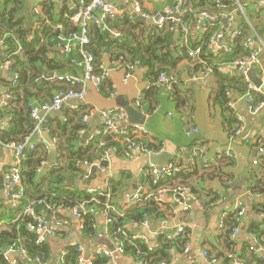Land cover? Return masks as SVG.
Masks as SVG:
<instances>
[{"label": "crops", "instance_id": "obj_1", "mask_svg": "<svg viewBox=\"0 0 264 264\" xmlns=\"http://www.w3.org/2000/svg\"><path fill=\"white\" fill-rule=\"evenodd\" d=\"M45 1L48 0H28L30 5L36 7ZM51 1L54 4L55 17L65 21L66 24V27L60 31L66 33V30L70 28L66 16L73 11L75 1ZM112 1L126 9L127 12L106 22L111 37L114 33H120L121 37L115 39L122 41L128 38L133 47L137 43L147 42L152 37L153 31L158 29L157 23L142 25L133 22L131 15L134 10L130 0ZM140 1L143 11L154 18L168 7V4L163 0ZM260 1L262 0L242 4L239 0L244 12L245 6H248L246 12L260 13L261 20H264V9H256ZM230 4V6H208L207 9L201 10H194L192 5H189L184 10L182 16L188 19L185 21L188 41L182 43L183 35L180 30H174L170 51L174 53L173 58L179 59L175 66L163 68L171 79L169 87L158 86L160 74L156 65L154 70H151L146 66L139 65L136 61L135 65H132L125 58L116 57L115 55L121 54L118 50H112L110 53L102 52L100 66L103 67L104 72L101 71L105 74L102 91L99 89L100 85L88 83L83 101H75V103L69 101L66 106L62 107L63 109L61 108L63 113L59 117H51L46 122V132L56 147L59 141L63 142L65 138L69 137L68 132H65L64 135L60 133L66 123H70V127H79L78 145L87 146L91 139L99 137L95 135L101 120L98 113L119 112L121 118L117 121L118 128L131 131L142 127L148 132V136L143 138L146 146H151L153 150L162 148L159 155L169 154L171 160L164 166L173 165L176 168V172L171 178L175 177L178 181L177 187L180 186V189L186 190L184 205L177 202L176 196L172 191L165 189L164 185L153 188L162 179H156L148 169L151 164L147 156L142 153L131 154L127 150V153H117L110 147L112 151L109 165L104 171L92 165L101 159L105 149L101 155L94 151L96 159L93 164L81 165L85 175L79 178H68L65 182L66 187H73L85 191L87 194H89L88 190L101 189L108 183L109 199L111 197L112 199L106 206L110 207L108 211L112 212L115 217H121L131 208L133 196L139 194L146 199L152 194L158 195L161 190L167 191L160 203L153 200L161 206V216L157 217L156 214H153L151 219L142 223L127 222L124 226L133 240L143 241L152 248L158 245L159 237L169 238V235L179 228H183L184 233L175 239L182 244L181 250L172 249L170 252L172 260L167 264H211L210 258H216V264L224 258L230 260L229 264H264V238L258 242L257 236L254 234L255 231H261L260 227H263L264 224V155L259 152V150H264V107L258 114L249 113L244 97L248 83L251 85L252 83L249 79L246 80L244 75L237 71L233 65L237 59L247 56L264 44V31L259 33L256 30L257 28L261 30L264 23H261V20L249 22L246 13L242 15L239 12L237 4L232 0H230ZM202 12H208L211 15L228 14L232 18V25L226 32L222 25L209 26L201 19ZM241 19L249 28L248 32H244L243 38L246 43L250 40V46L245 44L243 47L239 44L240 38L235 37L236 29L241 25ZM218 34H223V41L216 38ZM206 36H209L210 40L208 50L202 51L203 47L200 45L193 47L206 39ZM217 44L231 48V52L224 53ZM179 48L186 50V57L181 56ZM196 48H200L201 53L193 59L189 57V51ZM0 51H2L1 46ZM231 54L236 55L231 62L221 60L224 55ZM257 55L258 63L251 70L264 85V51ZM126 57L130 60L129 55ZM207 57H210L208 63ZM71 66V74L77 73L78 70L80 73L82 72L81 66L78 67L77 64ZM126 66H133V69L127 82H123L127 72ZM206 68H210L212 72L208 76L207 83H204L202 77ZM52 75L56 76L55 73H51L48 80H55V76L52 77ZM10 79L11 77L4 67L0 66V93L2 95L8 91L4 82H10ZM52 84L55 85V82L45 80L44 85L52 86ZM220 85L229 86L226 89L227 101L225 105L215 101ZM41 86L43 85L41 84ZM40 87L32 85L25 91L26 94L25 92L20 94V90L21 103L17 107L21 109L19 110L21 114H23L22 110L24 111L23 101L25 100L35 108L40 107L45 101L51 100V96H47L45 90H38ZM2 95L0 96V107H2ZM26 95L28 96L26 97ZM252 99L254 102L264 101V91L253 93ZM127 104L133 108L132 115H129L121 106ZM88 110H93L96 113L83 124L81 113ZM39 113L41 112H38V117ZM10 118L11 115L5 117L2 120V126L7 127ZM239 118L243 119L242 126L238 121ZM138 119H142V124L137 123ZM40 120L41 124L45 123V120ZM240 127H242V131L237 134ZM40 130H43L42 127ZM192 130L195 132L187 136L186 133ZM86 134L88 136L85 143L81 144L82 137ZM39 135L31 136L29 143L34 147L44 145L48 159V144ZM111 140L120 141L113 135ZM103 145L104 143L101 142L99 147ZM2 148L0 164L5 176L12 161V152L3 146ZM193 151H197L199 155L202 154L208 162L222 159V155L226 151L231 156L228 160L223 158L224 162L219 165L216 162L218 166L214 164L215 170L210 173L206 166L192 162ZM57 159V165L45 168L46 161L41 167L38 174L41 182H46L47 171L56 168L58 164L61 165L65 161L58 152ZM254 161H257V164H254ZM117 183L119 185L113 190L112 186ZM196 201L201 203V207L196 206ZM239 201L243 203L244 214L238 219L236 204ZM6 206H9V202L6 199H0V211ZM104 209L94 206L90 211L94 216V226L91 235L87 236H83L80 230L81 220L76 219L68 210L58 209L64 223L60 227L54 228V237H41L42 242L47 241L46 243L53 247V259L54 256L58 257L59 254H63L68 247L75 245L82 246L84 258H91L96 251H114L115 239L108 233L109 223L101 216V211ZM88 213L89 211L85 212V214ZM229 215H235L239 221V231L236 236H232V233L227 236L226 230L219 229L217 226L221 218L226 220ZM50 220L51 218L47 222ZM7 227V223H0V230ZM203 251L208 253V258L202 255ZM14 260L19 264L33 263V260L31 261L27 255L22 257L17 251L5 249L0 252V264H11ZM110 264L147 263L122 254L113 257Z\"/></svg>", "mask_w": 264, "mask_h": 264}, {"label": "trees", "instance_id": "obj_2", "mask_svg": "<svg viewBox=\"0 0 264 264\" xmlns=\"http://www.w3.org/2000/svg\"><path fill=\"white\" fill-rule=\"evenodd\" d=\"M74 1L76 3L78 0ZM189 5H192L194 10H201L207 9L208 6H230L231 4L230 0H190ZM38 7L40 8L38 14H34V9ZM38 7L30 5L28 0H0V39L3 40L1 53L5 55L0 59V66L3 67L5 64H8L11 69V74L8 73L11 77L10 82L6 81L4 84L8 91L12 93L13 98H15L10 101L6 107H0L1 145L22 143L35 129V123L30 116L31 108L34 106L27 100L23 101V114L19 111L21 109L17 107L19 103H21L20 94L25 92L30 86L34 85L35 87H40L42 84L43 86L38 88V90H45L46 95L49 97L51 96L50 99L61 90L80 91L78 87H71L56 80H48L51 73H55L57 77H77L83 73V56L78 51V43H74V50L70 54L61 53L56 48L57 44L64 43L61 41V38L67 39L71 33H78V27L74 26L68 19L74 10L66 16V21L69 23L70 28L66 30V33H63L60 29H64L66 24L65 21L55 17L53 2L51 0L45 1L40 3ZM247 7L248 6H245V13L249 22L261 20L260 13L253 11L248 13L246 12ZM182 19L184 22L188 21L185 16H182ZM244 22L245 21L241 19L240 28L243 33L249 31L247 24ZM261 23H264V20H261ZM35 24L38 25L36 26ZM256 30L262 33L264 31V24L261 30H258V28ZM173 33V25L163 29H155L152 37H150L147 42L143 41L142 44L137 43V45L133 47L131 40L128 38L118 41L114 37H111L109 31H102L95 26H90L88 29L89 43L83 46L82 49L87 54L93 56L95 75L99 77L102 75V71L99 69L101 64L100 56L102 52L110 53L112 50L120 51L121 54L113 55L125 58L126 61L132 65H135L134 62L136 61L139 65L146 66L151 70H154V66L156 65L161 75L166 74V71L163 69L165 66H175L179 59L173 58L174 53L170 51ZM208 37L209 36H206V39H203L201 43L193 47L200 45L204 48H202V51L208 50L210 42ZM243 37L244 35L239 37L240 43H237L244 47L246 41ZM183 49L179 48V51H181L182 57H186V50ZM126 55L130 56V60ZM235 56L236 55L233 54L224 55L221 60L223 62H231ZM206 60L208 63L210 57H207ZM74 64H77L78 67H82L81 73L78 70L77 73L71 74V65ZM14 76L17 78L16 86H14L11 81ZM45 80L54 81L55 85L46 86L44 85ZM99 85V89L102 91L104 79H101ZM240 86L242 87L241 84ZM227 88H229V86L220 85L218 95L215 98L217 103L221 105L226 104ZM27 96L28 95H26V97ZM228 113H230L229 110ZM81 114L84 115L85 111ZM9 115H11V118L8 126H2V120ZM65 132H68L69 137L65 138L63 142L59 141L57 144V152L65 161L61 163L62 166L58 164L56 168L47 171L48 177L46 182H41L38 177L41 167L47 161L46 147L44 145H39L35 147L34 151L30 152L27 150L25 152V159L21 165V185L24 190L23 199L20 200L17 209H11L9 206H6L0 211V223L5 222L8 224L6 229L0 230V252L10 248L17 250L21 249L24 250L25 255H27L31 261L39 259L43 264H80L78 260L81 253L78 249L82 248L81 245L68 247L65 252L59 254L54 261L53 247H51L49 243H46L47 241L36 244L38 233L36 231L37 225L35 216L42 217V212H45L46 215H44L45 218L43 219L48 221L51 216V210L57 211V215L62 217L58 209L67 210L72 207L83 205L84 211L81 215L82 223L80 230L83 236L91 235L94 226V216L90 211L94 206L104 209L106 204L111 201L112 197L107 200L104 196L87 194L85 191L73 187H66L65 182L68 178H79L85 175V171L81 169V165L93 164L96 159L94 151L98 155H101L104 149L111 147L117 153H127L126 148L129 143H124L120 139V141H113L111 140L112 135L106 133L94 139L87 146H79V127H70V123H66L65 128L60 130L62 135H64ZM144 140L145 139H136L132 140L130 143L139 144L145 148L151 149V146H146ZM101 142H103L104 145L99 147ZM62 152L65 153L62 154ZM216 162L219 165V163H223L224 161L223 159H218ZM216 162L214 160V164ZM214 164L207 167L210 173L215 170ZM217 164H215V166H218ZM177 182L175 177L165 178L160 180L158 185L153 188L164 185L166 187L165 189L170 191L174 189L177 190L180 189V186L177 187ZM118 185V183L114 184L112 189L115 190ZM29 201H34L36 203L34 215L21 214L24 205ZM38 201H43V204L39 205ZM160 207L161 206L153 201V199H149L132 205L121 217H115L112 212L106 211L112 221L108 224V233L115 241L117 240V242H120L123 256H131L147 264H160L163 262L167 264L172 260L171 250L174 248L176 251L181 250V243L169 239L166 236L159 237L158 245L152 248L143 241L133 240L130 233H127L125 230L124 226L127 222L142 223L145 220L151 219L153 214H156L157 217L161 216ZM47 208L51 210L49 211ZM86 211H89V213L85 214ZM237 216L236 213V217ZM238 219L235 218V215H229L226 220H222L223 230H226L225 234L227 236L232 233L233 228L239 227ZM260 228L261 231L253 232L257 236L258 242L264 238V224L263 227ZM91 257V264H110V260L103 256L92 254ZM214 259L217 260L216 258ZM229 263L230 260L224 258L220 260L218 264Z\"/></svg>", "mask_w": 264, "mask_h": 264}, {"label": "built area", "instance_id": "obj_3", "mask_svg": "<svg viewBox=\"0 0 264 264\" xmlns=\"http://www.w3.org/2000/svg\"><path fill=\"white\" fill-rule=\"evenodd\" d=\"M168 4V7L164 10L165 17H161L157 20V28L163 29L165 27H168L170 25H173L174 30L178 29L180 30V33L183 35L182 37V43H187V25L186 22L182 19V14L184 10L189 6L190 0H163ZM235 4L238 5L239 12L244 15V8L240 5L239 0H232ZM130 3L132 4L133 10L135 13L140 15L141 17L145 19H153L154 16L146 14L142 9V4L140 0H130ZM257 7V6H256ZM259 8L264 9V1H260L258 3V7L256 9L259 10ZM74 12L69 16V21L76 25L78 27V33H71L70 36H68L67 39L61 38V41H63V44H57L56 48L61 53L64 54H70L74 50V43H78V51L83 56V73L80 76L73 77V76H55V80L59 82H63L71 87H78L80 91H73V90H61L58 91L55 96L48 102L42 103L40 107L31 108V119L35 123V129L34 131L27 137L22 143L16 144V143H8L5 145H2L4 148L10 150L12 152V161L10 166L7 169V173L4 176V197L9 202V206L11 209H17L19 207V202L21 199H23L24 190L21 185V164L25 156V152L28 150L30 152L35 150L34 145L29 143V139L33 135H39L41 133V120L38 117V112H45L46 114L59 111L64 105H66L69 101H83L84 96L86 94L87 84L93 83L95 85H99L101 82V79L104 78L105 74L102 73V75L99 77L95 75V68H94V58L92 55L87 54L82 48L83 46L87 45L89 43V36H88V29L90 26H95L99 28L102 31H109L110 29L108 27V24L106 23V19H115L117 16L120 17L124 13H126V9L118 6L114 1L112 0H78L74 5ZM34 14H38V9H34ZM176 15H179V18H176ZM201 19L209 24V26H218L222 25L224 31L226 32L232 25V18L230 15L221 13L219 15H211L208 12H202L200 15ZM36 26L38 24H35ZM244 35L242 29L239 27L236 29L235 37H242ZM113 37L118 39L121 37L120 33H114ZM216 38L220 41H223V34H218ZM3 45V40L0 39V46ZM219 49L223 51L226 54H229L231 52V48L224 47L219 44H217ZM247 46L251 45L250 40L246 43ZM264 51V44L260 45V47L257 50H254L253 52H250L247 56L237 59L233 65L237 71H239L241 74L244 75V78L248 80L247 73L252 69L254 65L258 63V53ZM0 51V59L4 57L5 55L1 53ZM201 53L200 48L191 49L189 51V57L196 58ZM4 69L7 71V73L11 74V69L8 64H5L3 66ZM99 69L104 72V69L102 66H99ZM125 69L127 72L125 73L123 82H127L128 78L130 77V72L133 69V66H126ZM212 70L210 68H206L203 73L202 82L207 83L208 76L211 74ZM12 84L14 86L17 85V78L14 76L12 78ZM158 86L161 87H169L171 85V79L166 74H161L158 78L157 82ZM260 88H256L253 86V84L247 85L246 88V94L244 97V102L248 108V111L250 114H258L262 111L264 107V101L260 102H254L252 99V94L255 92H259ZM12 93L7 91L5 94L1 97V106L6 107L8 103L12 100H14ZM95 111L88 110L85 112V114L82 117V123L85 124L87 120L95 115ZM100 120V125L98 129L95 131L96 136H101L106 133L112 134L114 137L119 138L122 140V142L129 143L127 146V150L131 154L136 153H142L147 157L150 156H158L162 152V148L160 149H148L145 148L139 144H133L130 143L132 140H140L144 137L148 136V132L144 130L142 127L135 128L131 131L127 130H121L117 127V121L121 118V114L119 112L114 111H108V112H102ZM238 121L241 123V126L243 124V119L239 118ZM242 131V127H240L237 131V134H240ZM195 130H192L190 132H187L186 135L190 136L192 133H194ZM93 141V139L90 140V143ZM112 149L108 147L104 150L103 155L101 159L93 164L95 168L104 171L108 167L110 153ZM264 155V150H259ZM231 156V154L226 151L224 155H222V159H227ZM218 160V159H217ZM192 162L194 164H202L206 167H209L214 164V161L208 162L205 160L202 156V154H198L197 151H193L192 153ZM216 162V160H215ZM216 164V163H215ZM254 164H257V161H254ZM150 172L155 176L156 179H163V178H171L174 176L176 172V168L173 165L168 166H160L156 167L153 165H150L149 168ZM108 184V183H107ZM105 184L103 188L98 190H88V193L91 195H100L106 197L108 200L110 198V193L108 190V185ZM167 191L161 190L160 193L152 194L148 196L146 199L142 198L141 195L137 194L131 198V204H137L144 200L153 199L156 200L158 203L163 201L164 194ZM172 193L174 196H176L177 202L181 203L182 205L185 204V197H186V190L185 189H174L172 190ZM39 205L43 204V201H38ZM197 207H201V203L199 201L195 202ZM36 203L34 201H29L26 203L23 207V211L21 214L23 215H34V207ZM188 209V207H185ZM237 208V215L238 217H242L244 214V207L243 203L241 201L237 202L236 204ZM49 211L50 208H47ZM110 209L109 206H106L103 211H101V216L104 217L107 223H111V219L109 218V215L106 213ZM76 219L81 220V215L84 211L83 205H79L76 207H72L67 209ZM43 216H35V221L37 225V233L38 237L36 238V244H40L42 242L41 237H49L52 238L55 236L54 228L60 227L64 220L63 218L59 217L57 215V211L51 210V220L50 222H47L43 218L44 215H46L45 212H42ZM218 228H223L222 218L218 222ZM239 231L238 227L233 228L232 230V236H236ZM184 233L183 228H179L176 230L173 234L169 235L170 239L175 240L179 238ZM116 247L114 251H96L94 252V255L96 256H103L110 261L115 256L122 255V249L120 242L115 241ZM81 253V256L78 260L80 264H91L92 257L91 258H84L83 248L78 249ZM187 251V248H185ZM9 251H17L19 255L22 257H26L24 250L21 249H14L10 248ZM202 255L205 258H208V253L203 251ZM211 264H216V260L210 258L209 259ZM43 264L40 262L39 259H34L32 264ZM11 264H19L17 261H12ZM160 264H166V263H160ZM236 264V263H235Z\"/></svg>", "mask_w": 264, "mask_h": 264}, {"label": "water", "instance_id": "obj_4", "mask_svg": "<svg viewBox=\"0 0 264 264\" xmlns=\"http://www.w3.org/2000/svg\"><path fill=\"white\" fill-rule=\"evenodd\" d=\"M251 1H259V0H251ZM262 1H264V0H262ZM131 17H132L133 22H136V23H139V24H142V25H149V24H152L153 22L154 23L157 22V20L159 18L165 17V14L164 13H160L158 16H156L153 19H145V18L141 17L140 15H137L136 13L133 12ZM176 18H179V15H176ZM106 21L110 22L111 19L107 18ZM54 76L55 75H52V77H54ZM247 77H248L249 81L256 88H260V90L264 91V85L262 84L261 79L255 75L253 70H251V72L249 71L247 73ZM1 95L2 94L0 93V96ZM70 102L75 103L74 100H71ZM121 106H123L125 108L126 112L129 115H132V113H133V108L132 107H130L128 104L127 105H121ZM62 109L59 110V111H56V112L48 113V114H46L45 112L39 113V117H40L39 119L45 120V123L41 124V127H42L43 130L41 131L39 137H42L43 140H45L46 143L48 144V159H47V163L45 165V168H48L50 166H55V165H57V162H58V159H57V147L53 143V141H52L51 137L49 136V134L46 132V122H48L51 117H59L63 113ZM100 115H101V113H98V117H100ZM142 118L144 120L143 116H142ZM97 119H100V118H97ZM141 121H142V119H138L137 123H139V125H140V124H142ZM87 136H88V134H86V135H84L82 137L81 144L85 143V139H86ZM2 152H3V148H2V145L0 144V155H1ZM148 159H149V163L151 165L156 166V167H160V166H164L167 163H169L170 160H171V157H169V154L166 153L164 155L151 156V157H148ZM0 199L1 200L5 199V197H4V174L2 173V165L1 164H0ZM56 259H57V255L54 256V261ZM25 264H30V263H26L25 262ZM35 264H38V263H35Z\"/></svg>", "mask_w": 264, "mask_h": 264}, {"label": "rangeland", "instance_id": "obj_5", "mask_svg": "<svg viewBox=\"0 0 264 264\" xmlns=\"http://www.w3.org/2000/svg\"><path fill=\"white\" fill-rule=\"evenodd\" d=\"M248 2H252L251 0H241V3L242 4H246V3H248ZM229 10H232V9H230V8H228Z\"/></svg>", "mask_w": 264, "mask_h": 264}]
</instances>
